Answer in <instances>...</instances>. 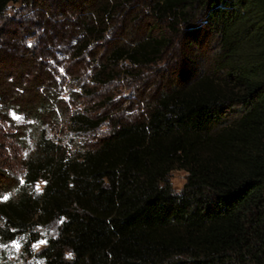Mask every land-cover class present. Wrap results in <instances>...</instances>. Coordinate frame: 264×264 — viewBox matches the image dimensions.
I'll return each instance as SVG.
<instances>
[{"label":"trees","instance_id":"trees-1","mask_svg":"<svg viewBox=\"0 0 264 264\" xmlns=\"http://www.w3.org/2000/svg\"><path fill=\"white\" fill-rule=\"evenodd\" d=\"M134 12L165 31L111 37ZM0 20L24 24L0 37L1 114L29 121L25 184L46 182L39 197L19 186L0 204L4 241L60 222L38 253L45 264H264V0H0ZM198 27L214 35L204 68L139 95L128 113L79 107L122 71L146 75ZM78 72L81 91L66 99ZM105 122L108 133L77 150L55 136ZM175 169L188 173L181 191Z\"/></svg>","mask_w":264,"mask_h":264},{"label":"rangeland","instance_id":"rangeland-1","mask_svg":"<svg viewBox=\"0 0 264 264\" xmlns=\"http://www.w3.org/2000/svg\"><path fill=\"white\" fill-rule=\"evenodd\" d=\"M20 8V2H11L8 6L6 14L12 19L16 16L14 15L15 12ZM136 15V12H134L126 22H122V26L118 25L116 28L112 29L111 37L120 36L121 34H124V32H132L137 37H144L150 33L156 36L162 31H165L163 25L156 26L154 20H152L149 16L133 21ZM124 23H126V26H124ZM19 25L21 27L24 24H4V28L2 30L3 22L0 20V37H5V33L8 28L12 29L14 26L20 28ZM59 29L62 35L63 30L61 28ZM182 32L185 33V29ZM59 38V36L55 35V40L60 41ZM33 41L34 39L32 38L30 42ZM61 43L63 44V42ZM213 46L214 35L206 29L200 28L198 29V40L192 42L187 40L183 44L181 43L175 45L169 50L166 57L153 67L154 69L147 70L146 75L137 78L128 75L129 73H127V71H122L119 76L107 85V87L97 90V94H95L93 98L84 100L86 101V104L80 103L79 107L85 110L92 107L104 110L106 107L110 106L111 102H114V105L116 104L118 106H115L112 110L110 109L109 113H128L129 109L136 110L135 106H131V103L133 100H136V103L141 102L142 99H138L139 95H152L153 92L160 88L161 83H170L171 81L178 80L182 71L185 69L194 73L196 70L204 68L208 62L209 56L213 53ZM101 49L102 48H97L94 51L101 52ZM184 51H186V54H184ZM58 53L60 54L61 52ZM84 66L85 63H79L76 60L71 68L81 69ZM163 76L165 77L164 82ZM144 77H146V79L143 80ZM66 79L67 84L64 89V95L66 96V99H68V95L71 93L70 91H81V88L77 83L82 81L81 79H85V76L84 74H81V72H78L74 78L66 76ZM92 86V83H88L87 88L95 90ZM1 111L2 109L0 103V171L5 172L9 178L3 179L0 175V180H2L1 183L3 184L5 182H9V185L5 187L3 191H0V204L7 203L10 200H18L21 194L19 186L24 187V191L26 190L29 195L39 197V195H41L44 191L46 184L44 180H39L34 184H25V160L29 150L34 145V142L30 138L21 139L22 135L19 132V128L26 125L29 121L23 115L14 111L10 112L12 121L6 120L3 118ZM236 114L237 113H233L232 115L234 116ZM109 129L110 127L108 123L105 122L89 136L78 137L74 130H71L70 127H66L64 131L57 132L55 136L56 139L69 143L77 150L80 148V145L86 142L87 144L94 143L97 138L108 133ZM50 135H54V131L50 132ZM187 175V171L183 169H175L171 172L170 180L175 190H182L187 181ZM17 181L19 182V185L16 184ZM5 196L8 198L5 199ZM3 224L4 219L0 214V226H3ZM59 224L60 222H55L48 226L36 224L30 229V232L21 233L14 240L9 242L4 241L0 236V264H45L44 260L38 256V253L48 244L49 238L57 235ZM32 237H38V240L31 241L30 239ZM68 256L70 255L68 254Z\"/></svg>","mask_w":264,"mask_h":264},{"label":"snow or ice","instance_id":"snow-or-ice-1","mask_svg":"<svg viewBox=\"0 0 264 264\" xmlns=\"http://www.w3.org/2000/svg\"><path fill=\"white\" fill-rule=\"evenodd\" d=\"M4 198H5V199H7L8 197H7V196H5Z\"/></svg>","mask_w":264,"mask_h":264}]
</instances>
